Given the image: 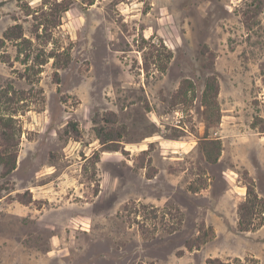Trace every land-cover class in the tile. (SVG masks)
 <instances>
[{
    "label": "rangeland",
    "instance_id": "374dc122",
    "mask_svg": "<svg viewBox=\"0 0 264 264\" xmlns=\"http://www.w3.org/2000/svg\"><path fill=\"white\" fill-rule=\"evenodd\" d=\"M0 153V264H264V0H0Z\"/></svg>",
    "mask_w": 264,
    "mask_h": 264
},
{
    "label": "trees",
    "instance_id": "16d2710c",
    "mask_svg": "<svg viewBox=\"0 0 264 264\" xmlns=\"http://www.w3.org/2000/svg\"><path fill=\"white\" fill-rule=\"evenodd\" d=\"M20 25H14L11 26L6 32H5V36L7 37H13L15 34V36H21L20 34ZM217 90V83H216V78L215 77H211L208 79L207 85H206V89L204 91V97H208V94L210 92V90ZM104 140L103 142H108L111 140H114V138H110L109 140L107 139H102ZM16 159H17V154L16 153H0V162L3 164L4 167V174L7 175L9 173H11L15 167H16ZM249 196H254L255 198L259 199L258 195L256 194V191L253 187L248 186V191H247ZM264 205V201L262 202ZM253 204H250L249 200L247 199L246 201H244L242 204H240V215H241V219H240V224L243 226L242 229L243 230H250L251 228L249 226L244 225V216L247 213H254V209H253ZM249 224V223H248ZM235 261L239 262L242 264L241 259L236 258ZM208 263H212V264H233L231 262H223L221 261L219 258H215V259H209Z\"/></svg>",
    "mask_w": 264,
    "mask_h": 264
}]
</instances>
